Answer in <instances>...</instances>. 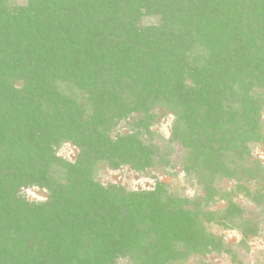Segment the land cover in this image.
I'll use <instances>...</instances> for the list:
<instances>
[{"label": "trees", "instance_id": "obj_1", "mask_svg": "<svg viewBox=\"0 0 264 264\" xmlns=\"http://www.w3.org/2000/svg\"><path fill=\"white\" fill-rule=\"evenodd\" d=\"M263 106L264 0H0V264L235 261L211 227L259 233ZM157 109L201 195L97 181L171 166Z\"/></svg>", "mask_w": 264, "mask_h": 264}, {"label": "rangeland", "instance_id": "obj_2", "mask_svg": "<svg viewBox=\"0 0 264 264\" xmlns=\"http://www.w3.org/2000/svg\"><path fill=\"white\" fill-rule=\"evenodd\" d=\"M18 5H23L26 3V0H12ZM147 23V21H146ZM157 114L160 116L158 122L152 126V130L156 135L165 139V142H160L159 148L162 151H169V159L171 166L167 170L157 169L148 170L147 172L137 173L132 171L128 167H121L116 171H111L105 165H99V170L97 172L96 179L101 184H118L122 185L125 188L130 189H152L154 186V181L150 179V175L154 174L160 180L167 183L171 190L176 192L178 196L184 197H195L201 195L200 190L197 188L195 181L190 179V182L185 178L184 173L181 171L182 160L186 155V150L178 143H167L169 138L170 124L172 121L171 115H161L160 109H157ZM261 121L264 123V106L261 110ZM121 129H117L116 132H124L126 129L124 125L121 124ZM113 136V133L111 134ZM252 136V133L249 137ZM256 136V134H253ZM70 143H65L58 152L64 154L65 157L72 160L75 157L77 150L70 146ZM252 156L258 161L261 165H264V145L260 143L250 145ZM225 185H230V183H225ZM28 197L34 200H39L44 197V193L41 191H30ZM237 201L244 207L249 217H254L259 222V233L256 236H253V232L246 230L250 234L249 238L246 239V242L241 245L240 240L241 236L239 232L236 231H222L217 229L215 226L211 227V230L220 236L224 246L231 249L235 253V261H232L230 255L225 254L224 252L217 254H208L203 260L205 264H264V212L253 203L244 198H239ZM219 207L221 204L218 205ZM199 257H188L186 261H182L178 264H201ZM120 264H129L126 260H120Z\"/></svg>", "mask_w": 264, "mask_h": 264}]
</instances>
